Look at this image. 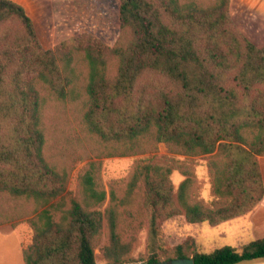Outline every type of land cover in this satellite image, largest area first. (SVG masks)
<instances>
[{
    "label": "trees",
    "instance_id": "16d2710c",
    "mask_svg": "<svg viewBox=\"0 0 264 264\" xmlns=\"http://www.w3.org/2000/svg\"><path fill=\"white\" fill-rule=\"evenodd\" d=\"M121 35L111 46L81 33L44 48L27 8L0 0V194L33 199L32 243L24 264H98L95 248L112 264H154L193 257L195 264H238L264 257V237L242 247L212 251L196 241L177 244L165 258L162 224L185 214L190 223L217 226L254 209L264 197L259 156H264V45L235 22L231 0H117ZM89 65L84 119L91 132L124 154L169 151L209 155L212 199L200 195L193 172L182 163L138 162L129 187L143 181L149 226L146 261L125 258L115 212L66 202L67 174L44 154L43 107L49 90L68 96L73 62ZM186 176L176 189L174 170ZM90 197L105 191L85 177Z\"/></svg>",
    "mask_w": 264,
    "mask_h": 264
},
{
    "label": "rangeland",
    "instance_id": "374dc122",
    "mask_svg": "<svg viewBox=\"0 0 264 264\" xmlns=\"http://www.w3.org/2000/svg\"><path fill=\"white\" fill-rule=\"evenodd\" d=\"M34 20L35 29L44 48H54L58 43L81 33H90L107 44L115 45L121 35L117 0H24ZM245 7L254 19L264 15V0H245ZM240 24L254 33L256 43L264 45V24L259 20ZM75 81L67 97L61 99L49 90L43 107L42 128L45 132L44 154L49 162L67 174L66 202L78 201L84 206L101 207L102 211L115 212L117 232L121 242L127 244L125 258L146 261L149 257V226L145 209L143 181L135 189L129 187L132 173L138 162H164L174 159L192 170L202 197L209 200L212 181L209 173V155L188 156L171 153L164 142L155 152L124 154L121 147L106 142L90 131L84 119L89 102L86 83L89 65L83 57L76 59ZM264 158V157H263ZM261 167L264 169V162ZM94 176L96 188L105 191L99 204L90 197L86 175ZM180 169L171 174L177 189L185 179ZM36 209L33 199L0 194V264H24L23 250L33 240L34 230L29 222ZM244 219H232L217 226L207 222L190 223L185 214L163 221L164 247L158 249L165 259L171 250L189 238L199 248L212 251L225 245L240 247L253 239L252 231ZM110 230L107 219L95 248L98 264H112L101 250L109 243Z\"/></svg>",
    "mask_w": 264,
    "mask_h": 264
},
{
    "label": "crops",
    "instance_id": "0c3cea01",
    "mask_svg": "<svg viewBox=\"0 0 264 264\" xmlns=\"http://www.w3.org/2000/svg\"><path fill=\"white\" fill-rule=\"evenodd\" d=\"M15 1L22 3L27 8V10H29V7H28L29 5L26 4V2L24 0H15ZM231 11H232L233 18H234L235 22L237 23V25L240 27V29L245 33V35L251 41H253L256 45H258L255 41L256 37L254 36V33L252 31H250L249 29H247L246 27L241 26L239 21L242 17L243 19H245L247 21H251V20L258 21L259 20L260 22H262L264 24V15H260V16H258L257 19H254L252 11L248 10L245 7V0H231ZM263 29H264V27H263ZM263 157L264 156H259L260 165L262 164V162H264ZM261 170H262L263 179H264V169L261 167ZM244 218L246 219L245 223H247L249 225V229L252 231V234H253L252 235L253 239L247 241L246 243H248L252 240L264 237V197L254 209H252L251 211H249L243 215L235 217L233 219H244ZM230 220H232V219H230ZM224 222H226V221H224ZM246 243H244V244H246ZM243 245H241L240 247H242ZM238 264H264V257L259 258V259H255V260L244 261V262H241Z\"/></svg>",
    "mask_w": 264,
    "mask_h": 264
},
{
    "label": "water",
    "instance_id": "95a60500",
    "mask_svg": "<svg viewBox=\"0 0 264 264\" xmlns=\"http://www.w3.org/2000/svg\"><path fill=\"white\" fill-rule=\"evenodd\" d=\"M154 264H195L193 257H181L172 260H163Z\"/></svg>",
    "mask_w": 264,
    "mask_h": 264
}]
</instances>
